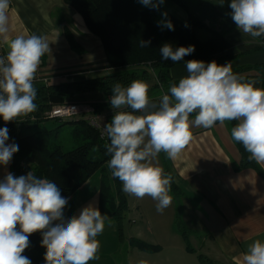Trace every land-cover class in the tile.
Segmentation results:
<instances>
[{"label": "clouds", "instance_id": "1", "mask_svg": "<svg viewBox=\"0 0 264 264\" xmlns=\"http://www.w3.org/2000/svg\"><path fill=\"white\" fill-rule=\"evenodd\" d=\"M143 6L159 9L165 0H138ZM11 0H0V43L7 47L0 56V117L5 123L26 117L37 110L35 75L42 57L51 51L46 37L36 34L9 36ZM231 18L237 29L252 38L264 36V0H230ZM167 16V13H163ZM174 30L170 20L158 22ZM150 40L140 42L148 47ZM195 46L173 48L164 43V60L179 62ZM187 75L169 87L159 104L149 98L150 85L133 80L128 86L117 82L109 97L114 115L104 125L110 143L108 167L122 182V190L142 199L156 201L163 212L172 203V176L153 163L163 152L175 160L193 139L192 127L212 128L219 122L237 121L231 129L234 141L243 145L248 159L264 163V89L257 81L234 73L230 63L187 60ZM112 69L109 71L111 75ZM132 111H124V108ZM140 113V114H136ZM196 113L194 120L190 115ZM9 140V129L0 128V165L7 166L19 151ZM68 199L51 180L32 171L19 177L11 172L0 180V264H32L22 255L30 246V235L40 232L45 264H89L98 260L106 215L89 204L78 215L65 219ZM19 226V228L17 227ZM139 264H146L141 260ZM241 264H264V242L257 239L242 256Z\"/></svg>", "mask_w": 264, "mask_h": 264}, {"label": "crops", "instance_id": "2", "mask_svg": "<svg viewBox=\"0 0 264 264\" xmlns=\"http://www.w3.org/2000/svg\"><path fill=\"white\" fill-rule=\"evenodd\" d=\"M8 15L10 38L30 34L47 38L51 51L42 57L40 72L50 79L49 85L93 79L109 74L108 59L100 39L88 31L82 16L64 0H11ZM179 15L182 17L181 21L188 20L187 12L180 11ZM67 31L71 33L81 52L69 45ZM226 39L232 45L228 51L229 56L216 62L220 65L230 63L233 72L239 71L238 74L246 80L257 81L255 87L263 89L262 46L250 35L243 34L238 29ZM0 48L7 51L3 43H0ZM260 65L262 67L258 68ZM187 74L186 64L173 66L169 73L173 82L179 81ZM145 82L150 85L148 94L151 101L160 100L164 94L170 95L169 88H155L158 84L156 73L151 72L150 78ZM77 97L80 102L89 104L109 102L110 96L102 92H89ZM128 109L126 107L122 110ZM106 110L113 114L110 106ZM194 118L195 116L190 120ZM229 129L227 122L223 125L217 122L214 127L208 129L193 126L191 129L193 139L178 158L168 159L166 154L161 152L153 161L163 168L166 174H171L174 184L180 190V198L176 199L178 197L170 191L172 203L161 213L156 209L157 202L145 196L152 211V214L148 211L146 224H151L153 228H165L164 225L178 219L177 213L173 210L178 200L185 224L191 223L195 229L201 227L209 229L207 238L200 248L207 252L202 256L210 264H241L243 254L255 240L260 239L264 242V180L254 169L246 168L240 171L236 169L240 166L242 156L233 142ZM12 161L13 159L7 166L0 165V180L10 172ZM257 164L264 172V163ZM109 172L107 167L105 173L110 180L112 193L116 196ZM101 175V172L95 173L70 197L64 209L65 219L78 215L89 204L99 207ZM89 192L90 200L87 197ZM141 201L142 199L138 198L135 202L128 200V212L132 215L139 214ZM107 217L104 230L108 228L118 233L114 217ZM140 235L141 231H138L137 236ZM170 236L176 239L182 237L179 232ZM194 251L196 252L195 249Z\"/></svg>", "mask_w": 264, "mask_h": 264}, {"label": "trees", "instance_id": "3", "mask_svg": "<svg viewBox=\"0 0 264 264\" xmlns=\"http://www.w3.org/2000/svg\"><path fill=\"white\" fill-rule=\"evenodd\" d=\"M183 0H171L183 8L189 18L183 22L173 15L167 13L161 6L159 9L151 6H143L138 0H64L78 12L93 35L100 39V43L108 59V67L115 72L101 77L77 80L73 82L61 83L58 85H35L37 97L35 103L38 105L37 110L26 117H19L16 121L5 123L0 117V128L9 129V142L16 143L19 151L13 155V161L10 166V172L14 176L26 175L32 171L38 178H45L55 183L61 190V195L68 200L70 197L84 186L95 173L101 172V185L99 197V209L102 215L113 216L120 238L122 237L123 220L126 211H129L126 194L122 190V182L112 175L113 187L116 196L112 193L110 180L107 172L110 154L107 153L106 145L110 143L109 138H101L100 132L92 128L84 121H78L72 131V138L78 143V146L72 150H63L60 143V131L43 130L47 120L45 114L56 105L65 103H82L78 100V95L89 92H102L106 96L111 95L112 86L119 82L128 86L133 80L146 81L150 78V73L154 72L157 76V88L168 89L173 82L169 75L173 66L186 64L187 60H202L204 62L218 61L227 58L228 51L232 48L231 43L219 31L212 30L211 36L204 41L199 40L196 29L206 25L200 18L199 12L191 11ZM210 4H219L224 13L231 16V9L228 6L230 0H207ZM167 13L163 20L158 19V15ZM231 18V17H230ZM170 20L174 30H168L158 22ZM224 20L220 21L222 23ZM219 23V22H218ZM228 26L236 29V25L231 18ZM69 45L78 52L81 48L76 45L71 33L67 31ZM264 50V36L254 38ZM150 40L148 47H140V42ZM164 43L172 44L173 48L180 46H195V51L179 62H173L170 59L164 60L160 54V47ZM262 66H258L261 68ZM234 73H239L235 71ZM264 89V88H263ZM159 101L153 100L155 104ZM97 113H102L110 106L109 102L89 103ZM125 111H132L128 109ZM192 113L190 118L195 116ZM34 118V120H32ZM111 121L108 120L109 123ZM60 123V121H57ZM231 130L237 121H226ZM70 122H61L67 124ZM31 129H34L31 132ZM240 151L242 160L238 171L246 168L254 169L264 180V172L259 168L255 161L248 159L249 153L246 152L243 145L233 141ZM109 168V167H108ZM110 170V169H109ZM111 174V170L109 172ZM173 195L180 194V190L171 182ZM177 228L181 236L187 243L186 249L195 252L189 245V236L180 223ZM19 228V226H17ZM30 246L22 255L28 257L32 264H45L44 253L46 249L41 246L42 235L36 232L29 237ZM130 245L142 252L154 253L158 251V246L149 243L131 239ZM199 261L203 256H199Z\"/></svg>", "mask_w": 264, "mask_h": 264}, {"label": "rangeland", "instance_id": "4", "mask_svg": "<svg viewBox=\"0 0 264 264\" xmlns=\"http://www.w3.org/2000/svg\"><path fill=\"white\" fill-rule=\"evenodd\" d=\"M185 4L188 5L189 9L195 14L198 13L201 20L206 24L204 27L196 29L197 36L199 40L204 41L206 38L211 36V31L216 30L222 33L225 37L230 36V34L237 31L236 29H231L228 26L229 21L231 22V16L224 13L223 8L219 4L209 3L207 0H183ZM167 13L175 16L181 20V15L179 12H184L185 10L179 5L174 4L173 2H164L160 5ZM194 9H197L198 12ZM186 12V11H185ZM163 15H158V19L163 20ZM189 18V15H188ZM224 20L222 23L220 21ZM219 22V23H218ZM252 38V37H251ZM87 104V103H83ZM114 113L110 114L107 110L102 113H97L96 111L90 113L82 119L71 121V123L60 124L57 121H49L45 123L44 126L40 127L41 129L48 131L59 130L61 135L60 143L63 145V150L69 151L78 146V143L72 138V131L75 129L77 124H72L78 121H84L88 123V117L94 118L96 121L100 120L104 123V120L112 119ZM107 120V121H108ZM70 122V121H68ZM89 124V123H88ZM90 125V124H89ZM93 128V127H92ZM95 129V128H94ZM34 129H31L33 132ZM99 131V130H98ZM102 178V175H101ZM88 191V190H87ZM126 194V193H125ZM90 192L87 197L90 200ZM175 196V195H174ZM180 195H177L179 199ZM126 199L130 202H135L137 198L132 195H126ZM176 197V196H175ZM149 202L146 197L142 198L141 209L138 211L139 214L134 213L133 215L130 212L126 211L123 228H122V237L120 238V233L112 232L110 229L106 228L102 234L98 236L100 241V250L98 252L99 259L91 261L92 264H139L141 260L146 261V264H210L207 259L199 261L200 255H206L207 252L200 248L203 241L206 240L208 234V228L201 227L195 229L191 223L184 222L185 217L182 216L181 204L176 200V216L178 219L176 221H171L169 225H164L165 228H153V226L148 225ZM148 208V209H147ZM152 214V211H150ZM142 215V216H141ZM174 216V213L172 214ZM173 222V223H172ZM180 223L181 227L189 236V245L191 248L195 249L196 252H191L186 247L188 246L185 239L180 237H171V234L176 235L178 231L177 223ZM184 222V223H183ZM138 231H141V235H138ZM139 239L149 243L150 245L158 246V251L154 253L142 252L130 245L131 239ZM210 240V239H209ZM130 262V263H129Z\"/></svg>", "mask_w": 264, "mask_h": 264}, {"label": "built area", "instance_id": "5", "mask_svg": "<svg viewBox=\"0 0 264 264\" xmlns=\"http://www.w3.org/2000/svg\"><path fill=\"white\" fill-rule=\"evenodd\" d=\"M6 50L0 48V56H6ZM41 69H42V62L38 68V71L36 72L35 75V81H34V86L35 85H49L51 82L50 79L46 76H43L41 74ZM95 109L89 104H83V103H65V104H60L53 106L49 112L45 114V117L47 120H56L61 122H68V121H73L82 119L85 116L89 115L90 113L94 112ZM89 121L88 123L90 124L91 127L95 128L96 130H99L101 135V138L106 140L107 139V134L104 131V125L107 124L108 118L104 120V123L100 120L96 121L94 118H87ZM34 120V118H32Z\"/></svg>", "mask_w": 264, "mask_h": 264}]
</instances>
